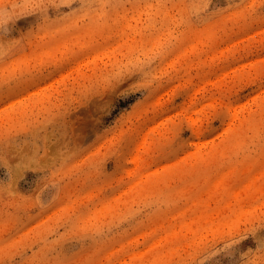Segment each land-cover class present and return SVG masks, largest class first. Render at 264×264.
<instances>
[{"label":"rangeland","instance_id":"374dc122","mask_svg":"<svg viewBox=\"0 0 264 264\" xmlns=\"http://www.w3.org/2000/svg\"><path fill=\"white\" fill-rule=\"evenodd\" d=\"M0 264H264V0H0Z\"/></svg>","mask_w":264,"mask_h":264}]
</instances>
